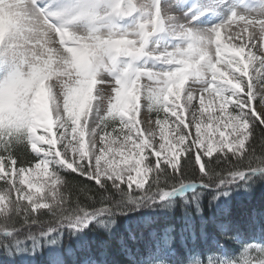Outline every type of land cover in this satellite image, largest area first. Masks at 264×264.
<instances>
[{"label": "snow or ice", "instance_id": "6c2138e0", "mask_svg": "<svg viewBox=\"0 0 264 264\" xmlns=\"http://www.w3.org/2000/svg\"><path fill=\"white\" fill-rule=\"evenodd\" d=\"M257 87L264 0H0V230L12 238L0 250L34 259L47 246L48 264H66L58 233L79 243L117 217L178 201L200 213L206 194L219 206L252 191ZM207 264H264V244Z\"/></svg>", "mask_w": 264, "mask_h": 264}, {"label": "trees", "instance_id": "16d2710c", "mask_svg": "<svg viewBox=\"0 0 264 264\" xmlns=\"http://www.w3.org/2000/svg\"><path fill=\"white\" fill-rule=\"evenodd\" d=\"M253 146L258 153L262 150L259 134ZM86 183L97 187L93 181ZM210 196L205 195L200 213L194 206L184 208L178 201L173 209L162 212L143 210L129 217H117L111 229L92 225L85 233L86 242L78 243L67 231L58 233L54 250L64 254L66 264H192L198 259L207 264L209 259H236L250 243L264 244V181H258L250 192H234L230 199H221L219 206L210 202ZM69 197L88 203L78 192L69 193ZM32 233L39 235L38 229ZM26 234L27 230L19 238ZM11 239L3 237L0 230V243ZM158 243L166 244L172 254L155 255ZM69 247L71 254L67 253ZM49 251L45 246L43 254L34 259L19 256L13 260L0 250V264H48Z\"/></svg>", "mask_w": 264, "mask_h": 264}, {"label": "rangeland", "instance_id": "374dc122", "mask_svg": "<svg viewBox=\"0 0 264 264\" xmlns=\"http://www.w3.org/2000/svg\"><path fill=\"white\" fill-rule=\"evenodd\" d=\"M166 2H167V3L175 4L176 0H166ZM195 2H197V0H187V3H188V4H192V3H195ZM174 14L182 15V12H180V10H177ZM213 22H215V21H213ZM223 35H224V34H222V37H223ZM250 73L253 74V75H255V73L253 72V70H252L251 68H250ZM256 91H257V92H261V91H264V90H261L259 87H257ZM142 104H143V101H142ZM254 106H256L257 108L259 107L258 104L254 105ZM217 107H218V105H217ZM146 112H147L146 108H142L141 117H142L144 114H146ZM161 115H163V113H162ZM154 119H155V115L153 114V123H154ZM221 130H222V131H225L226 134H227V132L230 131V129H225L223 126H221ZM193 135H194V129H193ZM216 138H217V139L219 138V133H218V132L216 133ZM153 159H154V158H153ZM133 187H135V186H133ZM242 252H243V250L241 251L240 254H238V256L236 257L235 260H240V259H242ZM225 258L227 259V257H225ZM223 259H224V258H223Z\"/></svg>", "mask_w": 264, "mask_h": 264}]
</instances>
